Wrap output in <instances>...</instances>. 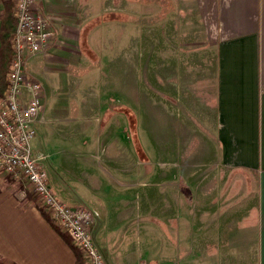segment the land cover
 <instances>
[{"label":"crops","instance_id":"0c3cea01","mask_svg":"<svg viewBox=\"0 0 264 264\" xmlns=\"http://www.w3.org/2000/svg\"><path fill=\"white\" fill-rule=\"evenodd\" d=\"M140 1L147 6L134 7L133 0H123L120 9L116 0H35L52 38L25 65L31 63L32 75L26 72L42 86L43 99L63 66L65 72L78 70L64 40L83 41L87 33L91 39L99 27L108 56L117 55L108 34L118 23L116 12H124L126 24L134 23L139 10L136 22L149 25V10L155 11V35L148 31L142 38L157 54L155 161L142 145L127 95L109 93L87 103L83 91L73 107L88 112L84 118H100L101 129H81L77 152L55 149L51 132L64 120L83 117L50 112L43 100L33 153L43 156L40 165L59 200L98 214L93 229L106 264H180L182 248L190 249L186 262L198 264L192 262L197 247L207 251L208 264H264V0ZM84 24L97 26L80 31ZM131 37L119 52L125 57ZM72 81L78 90L81 79ZM95 91L89 89V99ZM113 130L119 139L101 143ZM121 145L130 159L115 154ZM60 152L62 162L53 161ZM182 206L189 207L188 215ZM0 261L77 264L75 251L34 200L2 175Z\"/></svg>","mask_w":264,"mask_h":264},{"label":"rangeland","instance_id":"374dc122","mask_svg":"<svg viewBox=\"0 0 264 264\" xmlns=\"http://www.w3.org/2000/svg\"><path fill=\"white\" fill-rule=\"evenodd\" d=\"M133 3H134V7L138 6V8L140 6L146 5L144 2H141L140 0L137 1L133 0ZM137 3L138 5L136 6ZM116 5L117 8L120 9L121 5L123 6V0H116ZM154 10H156V8ZM137 11L138 13L135 12L133 14L134 23H126V24L124 23L125 22L123 15L124 12L122 13L120 11L116 12L117 15L116 22L118 23L116 25L114 24L115 28H111L108 34L109 37H111L112 41L115 39L114 44L116 43L117 46L116 48L117 55L112 54V56H108L109 42L107 39L102 38V36L104 35L103 33H105V31L99 27L95 30L97 31L96 32L97 34L95 35L96 37L95 36L93 37L94 39L92 38V36L91 39H88V33L87 34L85 33L86 36L83 39V41L81 37L80 39L73 41L64 40L63 45L66 48L69 47L70 49L69 56L73 59L74 65L78 66V70H74V71L71 70L69 72H65V70L63 69L65 67L63 66L62 70L58 71V75L55 76V79L53 80L54 87L52 86L47 87V90L45 91V96L42 99V101L44 100L43 103L46 106V108L50 109V112L54 111L59 114L63 113L66 116L68 115L71 117H75L81 114L83 119L78 122H76L75 120H69V121L64 120L63 127L59 128L57 133L54 131L51 132L50 138H51V142L55 146V149L65 150L66 153L77 152V150L81 149L83 145V144L80 145L82 143L81 141L82 139H80L78 136L79 131L81 129L83 128L85 129V127L89 131L90 129H93L95 131H99L101 129L99 124L100 118L99 119L97 118V120L95 118L93 119L92 118L88 119L87 117L84 118V115L88 112H84L81 109L77 112L74 109L73 107V102L75 104L74 96H77L78 98L82 97L80 93L78 94V91L79 92L83 91L85 93L83 96H85L87 103L96 100V98L98 99L100 95L107 96L109 95V93L111 97L117 99H119L121 96L123 97V95H127L128 105L133 109L134 123L136 124L137 127L139 126L142 145L144 148L150 150L149 151L150 156L152 157V160L155 161V153L152 150V148L156 149V137H157L156 136L157 114H158L157 106H156L157 105L156 104L157 54L155 50H153V48L155 49V46L151 45L150 43L148 46H146L145 44H143L142 38L144 35L146 37L149 36V33L146 34L148 31H150L152 35H155L156 22L158 19L156 17V12L149 10L150 16L146 18V21H150L153 19L152 23H150L149 25H145L140 23L139 20L138 22H136L138 16H140L139 10ZM146 24L148 23L146 22ZM92 26L94 25L92 24L81 25L80 31H85V29L87 28L91 29L93 28ZM124 26L126 27V29ZM130 34L132 35L131 37L132 47L128 55L125 57L124 52L122 54H120L119 52L124 50L125 48H128L127 42L129 40ZM131 51H132V55H131ZM111 52L112 51H110V53ZM126 58L127 61L125 60ZM25 69L28 73H30V71L32 70L31 63H26ZM126 70L128 73L127 75L125 74ZM76 75L82 81L80 82V84L82 83V85L79 87L78 90H76L70 85L71 83H73L72 79L74 77L76 78ZM94 85L98 87H92ZM109 85H111V87H109ZM83 87L84 89L81 90L80 88ZM89 89H92L93 91L96 90L95 91L97 92V94L95 95L96 97L89 99L88 96ZM75 90L77 91L76 93L77 95L75 94ZM85 107L88 108V106ZM141 118H142V122H141ZM122 120H124V118ZM137 121H139V124L141 123L142 124L141 125L137 124ZM101 122H103V120ZM124 122H126V120H124ZM76 128L78 129V131ZM114 128L117 129V126ZM88 130L85 132L84 134L85 136ZM114 130L111 131L110 133L111 138L104 136L102 138L101 143L106 142L108 139H112V138L119 139L118 137L115 136ZM85 136H83V139H85V141H88V138L91 137L90 135L88 136V138H86ZM32 141L33 143H35V139H32ZM31 145H32L31 147H33L32 142ZM32 149L33 151L36 150L38 151L37 148L34 149L33 147ZM57 154H58L57 157H53L52 160L56 161L58 159V163H61L63 160V153L60 152ZM115 154L118 156V158L122 157L123 161L127 160V158L130 159L128 149L124 148L123 145H121V150L117 151ZM133 154L135 156L134 152ZM41 161L42 163H44V160ZM13 183H16L19 186H21L22 190L25 191L26 194H28L30 199L34 200L35 205L37 206V198L29 186L27 185L25 186L21 182L13 181ZM149 189L150 192L152 188ZM150 194L152 193L150 192ZM167 210H172L171 205L166 206V211ZM182 211L184 216L188 215L189 207L182 206ZM169 235L166 234V237H169ZM202 235L205 236V233H203ZM206 236L208 237V233H206ZM189 250L190 249L188 248L187 249L182 248V253H186V254L184 255L185 258L182 259L183 262H181L180 264H188L185 259L186 256L190 254ZM200 250L202 252H200ZM193 251H194L193 255L195 253V255H197L198 257L197 256L195 257L194 255L195 259H193L192 262H198V264L199 263L208 264V257L204 258L206 259V262L203 261V257L207 253V251H204V248L199 249V247H197L194 248Z\"/></svg>","mask_w":264,"mask_h":264},{"label":"built area","instance_id":"2783aa9c","mask_svg":"<svg viewBox=\"0 0 264 264\" xmlns=\"http://www.w3.org/2000/svg\"><path fill=\"white\" fill-rule=\"evenodd\" d=\"M12 12V55L0 93V176L31 188L40 212L69 236L82 264H106L93 229L98 214L85 205L70 206L59 200L40 165L43 156L36 157L31 147L43 93L40 83L27 75L25 62L28 56L47 49L52 38L48 19L35 0H13Z\"/></svg>","mask_w":264,"mask_h":264},{"label":"trees","instance_id":"16d2710c","mask_svg":"<svg viewBox=\"0 0 264 264\" xmlns=\"http://www.w3.org/2000/svg\"><path fill=\"white\" fill-rule=\"evenodd\" d=\"M2 4L3 8L0 12V93L5 87V76L9 69L12 55L10 37L15 28V18L12 12L13 0H2ZM54 228L61 235L63 240L75 251L77 264H82L80 254L71 245L69 236L66 233L60 232L56 227ZM0 264L7 263L0 261Z\"/></svg>","mask_w":264,"mask_h":264}]
</instances>
